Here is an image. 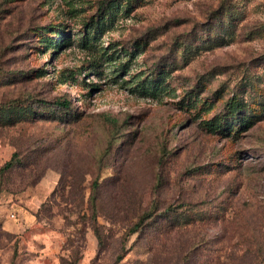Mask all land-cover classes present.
<instances>
[{
	"label": "rangeland",
	"instance_id": "374dc122",
	"mask_svg": "<svg viewBox=\"0 0 264 264\" xmlns=\"http://www.w3.org/2000/svg\"><path fill=\"white\" fill-rule=\"evenodd\" d=\"M0 264H264V0H0Z\"/></svg>",
	"mask_w": 264,
	"mask_h": 264
},
{
	"label": "trees",
	"instance_id": "16d2710c",
	"mask_svg": "<svg viewBox=\"0 0 264 264\" xmlns=\"http://www.w3.org/2000/svg\"><path fill=\"white\" fill-rule=\"evenodd\" d=\"M56 104L58 106H61L63 108H66L68 105V102L66 100L63 101H56ZM206 126L211 129L212 131H216V130H224L225 126H223L220 122H217V120H209L206 122ZM233 128L231 126L228 125V127H226L227 131H231ZM145 218H147V215H142L139 220L137 221V223H135L134 228L140 227L142 226L143 221L145 220Z\"/></svg>",
	"mask_w": 264,
	"mask_h": 264
}]
</instances>
